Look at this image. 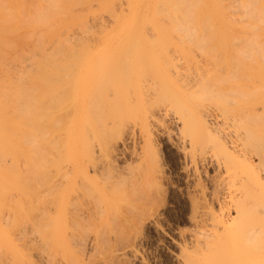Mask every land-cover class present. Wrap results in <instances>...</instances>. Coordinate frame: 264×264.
<instances>
[{
    "label": "rangeland",
    "instance_id": "1",
    "mask_svg": "<svg viewBox=\"0 0 264 264\" xmlns=\"http://www.w3.org/2000/svg\"><path fill=\"white\" fill-rule=\"evenodd\" d=\"M82 1L61 40L34 55L38 44L30 39L22 44L25 59H8L13 80L30 81L37 63L67 67L52 76L40 71L31 90L42 95L41 113H51L36 123L41 151L0 154L3 172L13 166L6 171L12 180L4 176L0 185V264H264V230L243 234L244 218L229 200L253 189L258 175L264 179L256 155L264 150V86L231 96L222 83L231 65L248 87L264 82L263 59L239 50L251 31L264 36V27L244 26L242 18L236 25L172 23L163 17L167 5L161 10L166 1L156 9L155 0ZM259 35L251 36L255 43L264 41ZM199 73L209 77L203 82ZM232 97L245 108L233 111ZM263 202L264 194L248 203L246 219L257 218Z\"/></svg>",
    "mask_w": 264,
    "mask_h": 264
},
{
    "label": "bare ground",
    "instance_id": "2",
    "mask_svg": "<svg viewBox=\"0 0 264 264\" xmlns=\"http://www.w3.org/2000/svg\"><path fill=\"white\" fill-rule=\"evenodd\" d=\"M82 0H0V75L2 74V77H4L3 75H5L4 78H1L0 76V151H2V153L0 152V154L2 155L3 152L7 153L9 152L12 153V154H18V153H24V152H28L30 153V155L32 154L31 152H33L36 148H38V142L39 139L41 138L40 136H43L42 135H39V133L36 131V130H40L39 127L37 126L40 120L39 118V115L41 117V119L44 120V117L46 118L47 115H51L50 111H46L43 110V114L41 113L42 111V105L40 104L42 102V95L40 96V94H37V95H34L33 91L31 90H35L37 91V87H39V80H37V75L38 73L41 71L43 74H53L52 72H57V70L59 71H64L65 70V67H67L65 64H61V65H51V64H47V63H37L35 64L36 65V69H34V71H37V74L36 75H33L31 77H33L32 79L29 78L30 81H25L22 79H18V77H16L17 79L16 80H13V76L10 77V65L9 63L12 62L8 59H15V61L17 60L16 58H20L22 55H23V58L24 56L26 55L27 51L24 50L25 48L22 46V44L24 43V45L27 43L26 41L28 40H34L33 42H36L38 45L35 46L36 48H34L32 45V47L35 49L34 51V55H35V52L36 49L38 48H42L43 45H45L48 41H51V40H55V41H58V40H61L62 39V34H61V31L62 29L66 28L67 30V27L71 24H74L75 22H77V17L74 16V14H72L70 12L71 8L73 6H75L78 2H81ZM92 1V0H91ZM166 1V2H165ZM227 2L228 3H223L224 6H220V4L222 2ZM231 1V0H230ZM229 0H170L169 1V4L167 3L168 0H155V9H156V4H161L162 2H165L163 8H161V10L163 11V9L165 8V5H167V8H165L164 10L167 12L166 14L163 13L162 15H164V19L166 21H176L175 23L179 22V23H182L183 24H187L189 25L190 23H194L197 22L198 24H202L204 23L205 26L206 24L208 23H215V22H220L222 24L224 23H228L229 25L230 24H239L241 23L240 20H242L243 22L241 24H243L244 26H248V27H255L257 28L258 26H262L261 28L264 27V0H238V2L240 3H237V0H233V2H236V6L235 3H231ZM83 2V1H82ZM134 2V1H133ZM135 2H137V0H135ZM230 2V3H229ZM84 3V2H83ZM89 3V1H88ZM82 4V3H81ZM141 4V3H140ZM143 4V3H142ZM159 4V5H160ZM163 4V3H162ZM161 4V5H162ZM230 5L231 4H234L233 6L235 7L234 11L237 10V9H241L240 12L241 14L239 13V10L234 12V11H231L230 9H228V7L226 5ZM80 5V3H79ZM158 5V6H159ZM222 5V4H221ZM228 5V6H229ZM154 6V5H153ZM239 6H241L239 8ZM137 7V6H136ZM224 7H226L225 9L229 10L230 12L228 13L227 10H222ZM232 9V6L230 7ZM158 9V8H157ZM160 9V8H159ZM158 9V10H159ZM154 10V8H153ZM243 10V12H242ZM152 11V10H151ZM225 11V13H224ZM159 12V11H158ZM240 14V17H235L234 13H237ZM245 12V13H244ZM153 13V12H151ZM157 13V12H156ZM229 14V16H227V14ZM233 13L232 15L236 18H234L232 15V17L230 16V14ZM242 13H244L242 15ZM155 13H153L154 15ZM246 14V17L244 16ZM159 15H160V12H159ZM157 15V16H159ZM74 16V17H73ZM156 16V15H155ZM242 16V17H241ZM243 16L245 18H243ZM151 17V16H150ZM160 17H162L160 15ZM163 17L160 19L162 20ZM149 18V17H148ZM237 18H242V19H237ZM153 19V16L152 18H150V20ZM156 19V18H154ZM153 19V20H154ZM116 20V18H115ZM147 20V19H146ZM238 20V22L236 21ZM117 21V20H116ZM166 21L164 22V20L162 21V24L166 23ZM240 21V22H239ZM148 22V21H147ZM151 22V21H149ZM160 22V21H159ZM164 22V23H163ZM154 23V22H153ZM173 23V22H172ZM189 23V24H188ZM196 23V24H197ZM167 24V23H166ZM168 24H170L168 22ZM202 24V26L204 25ZM75 25V24H74ZM171 25V24H170ZM179 25V24H177ZM180 25V26H182ZM186 25V26H187ZM213 25H216V24H213ZM227 25V24H226ZM172 26H174L172 24ZM176 26V25H175ZM185 27V25H184ZM183 27V28H184ZM253 27V28H254ZM71 28V27H70ZM260 28V29H261ZM186 29V27H185ZM65 30V31H66ZM249 30V29H248ZM246 30V31H248ZM253 30V29H252ZM251 31V30H250ZM63 32V31H62ZM233 32V31H232ZM241 32V31H240ZM239 32V33H240ZM244 32V31H243ZM250 33V32H248ZM247 33V34H248ZM68 34V33H67ZM243 35V33H241ZM260 34H263L262 32ZM245 35V34H244ZM251 36H254L256 39H258V37L256 35H259L256 30L255 32L254 31H251L250 33ZM249 36L248 34V38L249 39H246L247 36H246V42H248L247 40H249V45L247 48H244L246 47V45L242 48H240L239 50H243L246 57L247 58H256L258 57V59H263V60H260L262 65L260 67H264V46H262L258 43H262L264 45V41L262 42L261 41V38H260V42L258 41L257 43H255V38L254 37H251ZM260 36V35H259ZM263 36V35H261ZM260 36V37H261ZM65 38V36H63ZM236 37V36H235ZM242 37V36H241ZM264 37V36H263ZM234 38V37H233ZM237 38V37H236ZM235 38V39H236ZM239 38V36H238ZM250 38H254L253 40H250ZM234 39V41H235ZM244 39V38H243ZM264 39V38H263ZM262 39V40H263ZM237 41L238 39L234 42V45L235 47H237ZM241 41V40H240ZM243 41V40H242ZM30 42V41H29ZM245 42V41H244ZM32 43V42H31ZM35 43V45H36ZM236 43V44H235ZM252 43L253 46H252ZM28 44V43H27ZM241 44V43H239ZM245 44V43H244ZM233 45V44H232ZM254 45L256 46V48H254ZM23 48H22V47ZM30 46V48H32ZM240 46V45H239ZM243 46V45H242ZM250 46V47H249ZM234 46H231V49L232 51H228V52H233L232 54L235 53V51H233L235 48H233ZM251 47H253L252 50ZM28 48L29 50V47H26ZM40 48V49H41ZM238 48V47H237ZM20 49V51H19ZM39 49V50H40ZM44 48H42V51H43ZM46 49V48H45ZM258 49V50H257ZM67 50L71 51L70 48H67ZM256 50V51H255ZM26 51V52H25ZM33 52V50H30ZM29 52V51H28ZM41 52V51H40ZM25 53V55L23 54ZM28 54H33V53H28ZM40 54V53H39ZM48 54V53H47ZM219 53H216V56L218 57ZM214 56V54L212 55V57ZM33 57V55L30 57V60L31 58ZM38 57V56H37ZM35 57V58H37ZM22 58V59H23ZM35 58H33L34 61ZM215 58V56H214ZM25 59V58H24ZM253 59V60H254ZM255 59V60H256ZM20 60V59H19ZM140 60V59H138ZM8 61V62H7ZM33 61V62H34ZM210 61H214V59L210 60ZM239 61V60H238ZM252 61V60H250ZM17 62V61H16ZM221 62V61H219ZM219 62H216V65L219 63ZM15 63V62H14ZM18 63V62H17ZM20 63V62H19ZM138 63V62H137ZM142 63V62H141ZM214 63V62H212ZM236 63V61H235ZM21 64V63H20ZM60 64V63H59ZM121 63H117L116 65H118ZM211 64V63H210ZM240 64V62H239ZM244 64V62H243ZM251 64V63H250ZM9 65V67H8ZM122 65L124 66V64L122 63ZM212 65V64H211ZM220 65V64H219ZM228 65V64H227ZM230 65V64H229ZM228 65V66H229ZM247 64H244V68L243 69H246ZM249 65V64H248ZM260 65V63H259ZM34 66V64H33ZM56 66V67H55ZM215 66V65H214ZM224 66V65H223ZM232 68H234L233 70H231V74L227 73L228 75L225 76L227 70H226V67L224 66V70L225 71V74H224V78L222 76L220 69L219 71L221 72L220 75L219 73L216 74V75H219V77L222 76V83H224V85L227 87L229 93H231L230 95L233 96L235 95L236 92L238 91H242L244 92V90H262L263 86H264V82L263 80L261 79H258V84H253L251 86L248 87V83H247V79H246V76H245V73L243 72H240L238 74V71L235 73H233L232 71L234 70H237L235 69V67L233 65H231ZM229 66V67H231ZM239 66V65H238ZM236 66V67H238ZM252 66L249 65V68ZM14 67V66H13ZM17 67V65H16ZM112 67V66H111ZM211 67V66H209ZM227 67V69L229 68ZM246 67V68H245ZM253 67V66H252ZM215 68V67H213ZM18 69V68H17ZM21 69V68H20ZM26 69V68H25ZM57 69V70H56ZM120 69V68H119ZM139 69V68H138ZM142 69V68H141ZM155 69V68H154ZM157 69V67H156ZM208 69V68H207ZM248 69V68H247ZM100 70V68H99ZM102 70V69H101ZM116 70V69H115ZM128 70V69H126ZM159 70V69H158ZM157 70V72H158ZM206 70V69H205ZM209 70V69H208ZM208 70L206 71H201L202 73L204 72H207ZM229 70V69H228ZM13 71V70H12ZM20 71V70H19ZM25 71V70H24ZM30 71V70H29ZM32 72H34L32 69H31ZM90 71V69H89ZM210 71V70H209ZM212 71V69H211ZM214 71V69H213ZM212 71V72H213ZM15 72V71H14ZM22 72V71H21ZM19 72V73H21ZM30 72V73H32ZM147 72V71H146ZM151 72V71H150ZM154 72V71H153ZM215 72V71H214ZM213 72V73H214ZM13 73V72H12ZM105 73V72H104ZM118 73V72H117ZM121 73V72H120ZM159 73H160V70H159ZM233 73V74H232ZM14 74V73H13ZM18 74V72H17ZM51 74H49V76H52ZM103 75V73H101ZM99 74V75H101ZM145 74V73H144ZM200 74V73H199ZM205 75L207 74H203V76L200 74V76H202L203 79V82L206 80L205 79ZM209 75V74H208ZM207 75V76H208ZM8 76V77H7ZM18 76V75H17ZM24 76V75H22ZM158 76V75H157ZM211 76V74H210ZM215 76V75H214ZM209 77V76H208ZM217 77V76H216ZM216 77H213L216 79ZM225 77H227V79H225ZM15 78V77H14ZM212 78V80H213ZM201 79V78H200ZM211 79V78H210ZM52 80V79H50ZM202 80V79H201ZM211 80V81H212ZM210 81V82H211ZM214 81V80H213ZM51 83V81H49ZM216 84L214 85H217V81H215ZM218 82H221L219 81L218 79ZM209 83V81H208ZM214 82H211L209 83L210 85L213 84ZM222 83H220L222 85ZM42 84V85H41ZM40 85L43 86V87H46V82L43 80L42 83ZM53 84V82H52ZM76 84V83H74ZM209 84L207 86H209ZM38 85V86H37ZM37 86V87H36ZM75 86V85H74ZM218 86V85H217ZM35 87V89H34ZM76 87V86H75ZM209 87H212L213 86H209ZM220 87V86H219ZM218 87V88H219ZM225 87V89H226ZM217 88V89H218ZM223 88V85L222 87ZM223 90V89H220L223 90V91H226V90ZM211 90V89H210ZM30 91V92H29ZM214 91V90H213ZM212 91V92H213ZM217 90L215 89V92ZM220 91H218V93H220ZM228 91H226V98L229 97V95L227 96V93ZM241 92V93H242ZM43 93V98H45V94L44 92ZM240 93V92H239ZM222 94V92L220 93ZM225 94V93H223ZM243 94V93H242ZM237 95H239L237 93ZM236 95V97H237ZM241 96V95H240ZM236 97H232L231 99H229L228 102H231L233 104L230 105L232 106L229 107L231 108L233 111L236 109V108H240L241 106L244 105V103L242 102V100L240 101V99H237ZM230 98V97H229ZM76 100V99H75ZM227 101V99H226ZM39 103V105H37V103ZM44 102V101H43ZM227 102V103H228ZM230 103V104H231ZM44 105V104H43ZM73 105H74V100H73ZM35 106H42L41 107V110H40V107L39 109L36 108L34 111H33V107ZM76 106V105H75ZM74 106V107H75ZM33 109H32V108ZM229 108H227L229 110ZM242 108V107H241ZM245 108V106H244ZM242 108V109H244ZM32 109V110H31ZM37 109H38V112H37ZM48 109V108H47ZM74 110V109H73ZM82 110V109H81ZM36 114V116L32 113ZM46 112V113H45ZM48 112V114H47ZM75 112V111H73ZM229 112V111H228ZM45 113V114H44ZM50 113V114H49ZM38 114V115H37ZM47 114V115H46ZM79 114V113H78ZM43 115V116H42ZM46 115V116H44ZM82 115V114H81ZM72 116V115H71ZM35 118V119H34ZM39 118V120H38ZM55 118L52 117V123L53 124V120ZM37 120V121H36ZM42 120V121H43ZM56 120V119H55ZM41 121V120H40ZM58 121V120H56ZM55 122V121H54ZM40 124V122H39ZM50 124V125H51ZM57 124V122H55V125ZM49 125V126H50ZM57 126V125H56ZM38 127V128H37ZM51 127V126H50ZM54 127V126H52ZM51 127V128H52ZM74 128V127H73ZM254 128V127H253ZM51 131V130H50ZM36 132V133H35ZM52 132H53V128H52ZM251 132V131H250ZM255 132V131H254ZM50 132L48 131V134ZM34 134L35 136H37V144L36 142L34 141V138L36 140V137H34ZM251 133H249L248 131V135H250ZM258 136V134H256ZM255 133H254V136H256ZM39 136V138H38ZM47 138V136H45ZM249 137H253V133L251 134V136ZM44 140V138H42ZM75 139V138H74ZM33 140V141H32ZM41 140V141H43ZM46 140V139H45ZM44 140V142H45ZM258 140L262 142V139L258 138ZM258 140H256L257 142H259ZM29 141V142H28ZM35 142V144H34ZM33 146H32V144ZM50 143V142H49ZM259 143V144H261ZM23 144V146H22ZM41 144V143H40ZM258 144V143H257ZM258 144V145H259ZM36 145V146H35ZM44 146V143L42 144ZM74 145V144H73ZM263 145V144H262ZM34 150H32L33 148ZM39 147H41L39 145ZM260 147V146H259ZM43 148V147H42ZM262 148V146L260 147ZM260 148H257L256 149V155L258 156L259 160L262 162L264 161V150L260 149ZM36 149V150H37ZM41 149V148H40ZM39 149V150H40ZM36 150L34 151L33 154H37L35 153ZM38 150V153L41 151ZM43 150V149H42ZM15 153H14V152ZM74 151V150H72ZM5 153V154H6ZM4 154V155H5ZM6 154V155H7ZM26 154V153H25ZM19 156V155H18ZM17 156V157H18ZM34 156V155H32ZM30 157V156H29ZM13 158H16L15 155H13ZM35 158V157H34ZM30 161V159H29ZM74 161V160H73ZM77 161V160H76ZM36 162V161H35ZM28 163V162H27ZM15 164V163H13ZM38 164V163H37ZM36 163H34V168L38 167ZM76 165V163H75ZM0 185L2 183H4L5 178L8 179V180H12L10 179V177H6L7 175V170L8 172H10V170L13 168V166L11 167H8L9 169H6V167H4V172L2 171V165L0 164ZM15 166V165H14ZM78 167H74V170H77L76 168H79V165H77ZM73 169V168H72ZM16 169L14 168V171ZM13 171V170H12ZM79 171V170H77ZM16 172V171H15ZM1 173L3 175H1ZM6 173V174H5ZM77 173V172H76ZM5 174V175H4ZM12 175V174H11ZM10 175V176H11ZM15 175V174H14ZM16 175H17V172H16ZM84 175V174H83ZM5 176V178H4ZM9 176V175H7ZM13 176V175H12ZM75 175L74 172L72 174V178L74 177L75 178ZM85 176V175H84ZM14 177V176H13ZM17 177V176H16ZM78 177V176H77ZM12 178V177H11ZM18 178V177H17ZM73 178V179H74ZM20 179V178H19ZM72 179V180H73ZM14 180V179H13ZM75 180V179H74ZM77 181V179H76ZM76 181L74 183H76ZM2 185H5V184H2ZM264 187V179L261 180V177L258 175L256 177V181H255V184H254V188L253 189H245L244 191H240V192H237V193H234V194H231L230 195V203H232L233 205H235V210H236V217H240V218H244V222L243 224L241 225L242 226V233L245 234V233H251V234H258L259 232H262L264 230V202L259 205V207L257 208V212H258V216L257 218H254V219H246L247 218V213L249 212V207L247 206L248 203H250L251 201H255L257 200V198H259L262 194H264V191H263V188ZM262 194L259 195L258 197V192H260ZM235 220V219H233ZM240 229V230H241ZM245 231V233H244ZM249 234V235H251ZM246 235V234H245ZM49 235H47V238H48ZM61 236V235H60ZM59 236V237H60ZM46 237V235H45ZM55 237V236H54ZM64 237V236H63ZM41 238V237H40ZM62 238V237H61ZM60 238V239H61ZM38 239V238H37ZM41 239H45L44 237H42ZM53 239V238H52ZM64 239V238H63ZM63 239L61 241H63ZM32 240L34 241V239L32 238ZM65 240V239H64ZM32 241V243H33ZM45 241V240H44ZM43 241V242H44ZM52 241V240H51ZM55 241V240H54ZM3 242V241H2ZM12 242V241H11ZM31 242V241H30ZM36 242V241H35ZM41 242V241H40ZM50 242V241H48ZM58 242V241H57ZM66 242V241H65ZM14 243V242H13ZM60 243V242H59ZM62 243V242H61ZM64 243V242H63ZM0 244H1V241H0ZM35 244V243H34ZM45 245H48L47 242L44 243ZM56 244V243H54ZM67 244V242H66ZM69 244V243H68ZM37 245V244H36ZM65 245V244H64ZM44 246V245H42ZM54 246V245H53ZM61 246H63V244H61ZM67 247V246H66ZM57 248L56 246L54 247V249ZM62 248V247H61ZM49 249V248H48ZM52 249V248H51ZM50 251V250H49ZM52 251V250H51ZM261 254V253H260ZM259 254V255H260ZM263 254V253H262ZM264 255V254H263ZM48 256V255H47ZM50 258V256H48ZM256 256H254L255 258ZM261 257V255H260ZM260 257H259V260H260ZM257 258V257H256ZM256 258L254 260H256ZM262 259L264 261V258L263 256L261 257V262H262ZM257 260V261H259ZM255 262V261H254ZM260 262V263H261ZM256 263H259V262H256Z\"/></svg>",
    "mask_w": 264,
    "mask_h": 264
}]
</instances>
